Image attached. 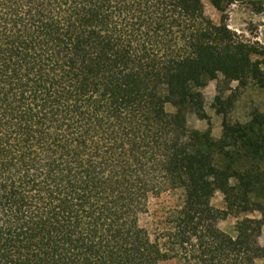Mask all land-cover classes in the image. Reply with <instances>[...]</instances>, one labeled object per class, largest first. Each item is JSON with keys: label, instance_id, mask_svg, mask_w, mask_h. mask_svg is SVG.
<instances>
[{"label": "trees", "instance_id": "trees-1", "mask_svg": "<svg viewBox=\"0 0 264 264\" xmlns=\"http://www.w3.org/2000/svg\"><path fill=\"white\" fill-rule=\"evenodd\" d=\"M207 1L219 24L203 0H0V264L264 259V114H224L217 140L187 127L209 82L264 84L224 23L234 0Z\"/></svg>", "mask_w": 264, "mask_h": 264}, {"label": "rangeland", "instance_id": "rangeland-1", "mask_svg": "<svg viewBox=\"0 0 264 264\" xmlns=\"http://www.w3.org/2000/svg\"><path fill=\"white\" fill-rule=\"evenodd\" d=\"M205 15L214 23L219 24L223 16L207 1L203 0ZM224 23L234 34L236 40L255 46L262 55L253 57L264 70V0H234L224 13ZM204 111L207 119L200 120L194 114L187 116V127L190 130L204 132L210 130L212 137L217 140L221 136L222 116L226 114L231 122H248L254 112L264 114V84L259 86L248 81L245 86L237 82L225 83L222 77L211 81L201 91ZM229 102L231 105L229 106ZM167 112H173L170 106ZM176 202L175 196L163 194L152 198L149 203V212L140 218V225L151 235L159 228L167 210ZM214 208H223V198L216 193L211 200ZM260 219L258 212L247 213L241 218ZM237 219L230 216L219 222L218 227L229 236L235 237ZM260 246L264 248V226L258 237ZM166 264H176L170 260ZM264 264V259L257 261Z\"/></svg>", "mask_w": 264, "mask_h": 264}]
</instances>
